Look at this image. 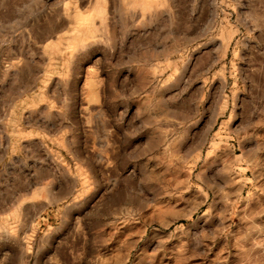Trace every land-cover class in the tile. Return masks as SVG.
I'll use <instances>...</instances> for the list:
<instances>
[{
    "label": "rangeland",
    "instance_id": "1",
    "mask_svg": "<svg viewBox=\"0 0 264 264\" xmlns=\"http://www.w3.org/2000/svg\"><path fill=\"white\" fill-rule=\"evenodd\" d=\"M0 264H264V0H0Z\"/></svg>",
    "mask_w": 264,
    "mask_h": 264
}]
</instances>
